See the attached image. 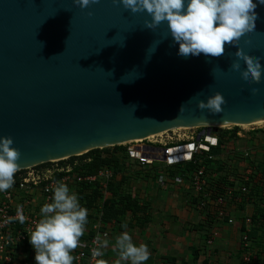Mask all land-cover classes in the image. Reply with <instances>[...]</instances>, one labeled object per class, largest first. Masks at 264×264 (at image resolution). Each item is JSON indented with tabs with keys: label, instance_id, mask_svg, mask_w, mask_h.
<instances>
[{
	"label": "water",
	"instance_id": "1",
	"mask_svg": "<svg viewBox=\"0 0 264 264\" xmlns=\"http://www.w3.org/2000/svg\"><path fill=\"white\" fill-rule=\"evenodd\" d=\"M256 2V31L238 47L264 69V3ZM146 21L119 0L84 9L74 0H0V137L12 139L18 170L175 128L209 133L264 120V72L246 86L244 66L240 75L231 69L235 47L180 57L166 23L150 31ZM214 93L225 101L219 114L197 108Z\"/></svg>",
	"mask_w": 264,
	"mask_h": 264
},
{
	"label": "crops",
	"instance_id": "2",
	"mask_svg": "<svg viewBox=\"0 0 264 264\" xmlns=\"http://www.w3.org/2000/svg\"><path fill=\"white\" fill-rule=\"evenodd\" d=\"M250 132L245 135L236 132L235 138L224 143L227 150H222L223 146L209 149L213 162L208 166V178L216 176L214 170L217 164L222 163L227 167L234 166L237 169L234 177L237 178L246 168L251 167L255 176L256 171H261L264 130ZM113 149L110 151L121 160V168L114 174L107 198L112 208L108 211L107 221H104L109 241L100 259L104 264H115L119 257L115 239L124 231L129 233L135 245L147 246L150 256L145 264H242L240 242L242 232L249 226L245 219L250 218L253 211L250 203L241 204L239 199L232 198L218 206L208 198L203 201L206 207L199 209L203 197L192 188L187 163L169 166L158 160L142 167L128 157L121 159L119 149ZM244 154L249 157L244 159ZM257 162L262 163L258 166ZM67 166L70 165L59 167ZM177 175L184 178L179 184L173 181ZM159 176L163 177L162 183L158 181ZM233 179V176L229 178V182ZM217 181H210L209 184H216ZM66 185L76 193V186L71 180ZM217 208L225 213L223 220L211 214ZM228 219L233 223H227ZM89 229L90 222H87L79 246L71 253L73 256L88 239ZM211 237L213 244L207 245ZM34 255L33 248L18 250L13 264H35Z\"/></svg>",
	"mask_w": 264,
	"mask_h": 264
},
{
	"label": "clouds",
	"instance_id": "3",
	"mask_svg": "<svg viewBox=\"0 0 264 264\" xmlns=\"http://www.w3.org/2000/svg\"><path fill=\"white\" fill-rule=\"evenodd\" d=\"M99 0H74L81 9L98 3ZM264 3V0H261ZM120 5L132 13L146 12L150 22H145V29L154 30L161 23H166L172 43L177 47V55L187 58L219 57L224 54L225 46L235 47L236 62L232 71L240 75V67L246 86L259 84L262 69L260 58L255 60L246 56L238 47L245 36L256 31V0H119ZM256 89H253L255 95ZM225 103L219 93H214L205 101H199L197 108L211 114H219ZM11 138L0 137V192L7 191L14 184L18 170L16 161L19 152L12 147ZM42 217L35 224L28 237L34 250L35 264H73L71 254L79 246L87 224L88 210L82 207L75 192L57 182L53 189L51 202L40 208ZM24 222V217H20ZM97 246L91 251L94 258L103 256L109 241L96 237ZM115 248L119 257L115 264H145L150 253L144 244L135 245L127 231L115 239ZM97 264H104L98 260Z\"/></svg>",
	"mask_w": 264,
	"mask_h": 264
},
{
	"label": "built area",
	"instance_id": "4",
	"mask_svg": "<svg viewBox=\"0 0 264 264\" xmlns=\"http://www.w3.org/2000/svg\"><path fill=\"white\" fill-rule=\"evenodd\" d=\"M205 131V135L198 137L200 131ZM224 128H216L215 132H206L205 127L194 128H175L166 132L152 136L151 138L121 145L125 148L127 157L136 161L140 166L145 167L159 162L158 159L163 157V163L173 166L181 163H192L195 165L191 172L190 180L194 191H196L203 198L198 205L199 209L206 207L203 202L204 199L209 198L207 189L209 188V179L206 175L207 165L213 160L209 149L215 147L219 143L220 131ZM212 135L216 145L211 144ZM199 138V139H197ZM192 146V149L173 153V150L180 147ZM207 147L208 150L203 149ZM163 150L164 153H160ZM206 153V154H203ZM189 154L188 160L183 159L177 163H169V159L174 157L184 156ZM248 154H244L243 158H248ZM76 164V163H75ZM56 167L53 170L48 167L39 165L32 168L18 170L14 176V184L7 191L0 192V264H13V258L18 250L32 248L28 242V237L33 231L35 224L40 218V208L51 202L53 189L57 182L68 184L71 180L73 184L77 185L81 182L93 183L99 181L100 197L97 201V212L89 213L91 218L90 234L88 239L84 242L81 248L75 253L73 260L74 264H97L101 257L94 258L91 251L96 244V237L99 235L101 239H107L108 231L105 222L102 218V205L108 198V183L113 180L114 174L109 169H102L93 176L80 177L72 174V167L75 166ZM252 168H246L242 174V182H249L252 175ZM56 175L61 177L55 178ZM183 176L177 175L173 181L179 184L183 180ZM212 179L217 180L215 175ZM158 181L163 182V177L159 176ZM233 183V180L230 181ZM248 187H242L240 192L248 193ZM232 196V190L226 187L224 195L215 197L214 205L221 206L225 203V198ZM40 199V201H38ZM210 199V198H209ZM229 199V198H228ZM238 199V198H237ZM211 200V199H210ZM211 214L218 220H223L225 213L223 210L215 209ZM24 217V222H20V217ZM231 224V219L227 220ZM246 225H250L249 218L245 219ZM247 231L242 232L240 250L246 251L242 256V264H255L257 261L256 255L247 251L249 240ZM213 244V237L207 241V245ZM212 264V263H209Z\"/></svg>",
	"mask_w": 264,
	"mask_h": 264
},
{
	"label": "trees",
	"instance_id": "5",
	"mask_svg": "<svg viewBox=\"0 0 264 264\" xmlns=\"http://www.w3.org/2000/svg\"><path fill=\"white\" fill-rule=\"evenodd\" d=\"M237 130L236 128L231 133H221L220 132V138L218 147H222L225 142L230 141V139L235 138ZM230 135L229 137H227ZM114 148V149H113ZM111 149L117 150L121 152V159L127 158V153L125 148L120 146L115 147H109L104 149H95L91 150L80 157H71L67 159V161L60 163L59 166L62 165H74L72 167V174H75L80 177H87V176H93L98 171L102 169H109L113 172V174H116L117 171L120 170V164L121 160L116 157L114 152L110 151ZM222 150H227L225 146L221 148ZM203 154H206L203 152ZM210 154V153H209ZM242 158V156H241ZM213 160L210 162L212 163ZM262 163V162H257ZM258 164V166L260 165ZM44 166V165H43ZM208 166L206 169V174L208 175ZM263 166V167H261ZM187 172H192L195 165L192 163H187ZM261 167V171L259 170ZM259 171H256L257 174H260L258 176L251 175L249 182H242L243 175L236 176V170L234 166H228L225 163L217 164L216 169L214 172H216L217 180H214L212 178H208L209 181H217L216 184H210L209 188L207 189V192L209 194V198L213 201L215 197L224 195V189L228 187L232 190V196L225 198V203L228 202L229 199H239L241 204H247L250 203L253 207V211L250 215V225L248 226L247 236L249 240V246L247 248V251L254 253L256 255L257 261L255 264H264V162L262 165L259 166ZM235 172V173H234ZM223 173L224 175H221ZM233 176V183L229 182V178ZM61 175H56L55 178H60ZM76 186V194L78 196L79 202L82 207H85L88 210V213L93 212L95 214L97 212V201L100 197V186L99 181H95L93 183L88 182H81L78 183ZM248 187V193L243 194L240 192L242 187ZM111 187H112V181L108 183V189L107 192L111 193ZM229 198V199H228ZM128 199V198H127ZM109 201L106 200L102 205V218L104 221H107L108 219V211L112 208L110 206ZM224 203V204H225ZM213 211H216L215 209ZM212 212V211H211ZM91 216L88 214L87 220H89ZM246 251L241 250L240 254L243 256V254Z\"/></svg>",
	"mask_w": 264,
	"mask_h": 264
},
{
	"label": "rangeland",
	"instance_id": "6",
	"mask_svg": "<svg viewBox=\"0 0 264 264\" xmlns=\"http://www.w3.org/2000/svg\"><path fill=\"white\" fill-rule=\"evenodd\" d=\"M235 128H236L237 132L241 133V135H245V133H251L250 131H252V130H256V129L264 130V124H260V125H245V126H239V127H227V128H224V130H221L220 132L224 133V134L231 133L232 131H234ZM76 157H80V156H76ZM67 159H69V158H67ZM67 159H64V160H61V161H56L55 160L53 162H48V163H45L44 166L48 167V169H52V170L54 168H56V167L60 168L59 167L60 163L67 161Z\"/></svg>",
	"mask_w": 264,
	"mask_h": 264
},
{
	"label": "bare ground",
	"instance_id": "7",
	"mask_svg": "<svg viewBox=\"0 0 264 264\" xmlns=\"http://www.w3.org/2000/svg\"><path fill=\"white\" fill-rule=\"evenodd\" d=\"M260 124H264V120H257V121H254V122H251V123L245 124V125H260ZM245 125H240V126H245ZM152 136H154V135H151L145 139L151 138ZM139 141H142V140H139ZM139 141H135V142H139ZM52 161H55V160H52ZM56 161H58V160H56Z\"/></svg>",
	"mask_w": 264,
	"mask_h": 264
}]
</instances>
